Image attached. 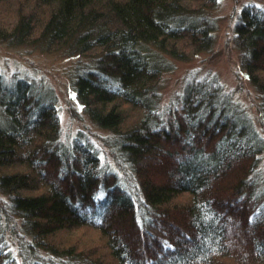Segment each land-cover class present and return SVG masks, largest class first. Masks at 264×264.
I'll return each instance as SVG.
<instances>
[{
    "label": "trees",
    "instance_id": "16d2710c",
    "mask_svg": "<svg viewBox=\"0 0 264 264\" xmlns=\"http://www.w3.org/2000/svg\"><path fill=\"white\" fill-rule=\"evenodd\" d=\"M214 3L0 0V40L89 54L76 98L121 163L110 169L87 137L59 141L44 91L3 89L0 264H264V134L216 76L158 107L162 55L204 50ZM235 37L264 113V9L245 6Z\"/></svg>",
    "mask_w": 264,
    "mask_h": 264
},
{
    "label": "rangeland",
    "instance_id": "374dc122",
    "mask_svg": "<svg viewBox=\"0 0 264 264\" xmlns=\"http://www.w3.org/2000/svg\"><path fill=\"white\" fill-rule=\"evenodd\" d=\"M245 6L264 9V0H215L214 5L205 9L201 20L211 27L210 39L205 49L194 53L187 60L162 55L168 69L162 72L158 80L159 108L165 110V106L188 82L212 75L244 107L260 134H264V113L259 105L262 96L248 80L242 66L239 41L235 37V25ZM90 64L89 54L73 53L64 47L53 49L38 41L11 45L0 40V98L4 94L3 89L12 87L18 80L31 83L41 93L44 91V100H53L52 104L59 118L58 140L66 144L71 143L76 135L87 137L90 144L98 148L102 159L108 161L107 166L118 173L121 163L117 164L114 158V148L105 144L111 131L99 128L89 120L73 87L76 74L86 70L84 67L91 68ZM258 158L254 174H259L263 180L264 149ZM46 172L49 173L47 168ZM47 173L44 176L48 177ZM75 234L95 236L88 227L78 228Z\"/></svg>",
    "mask_w": 264,
    "mask_h": 264
}]
</instances>
